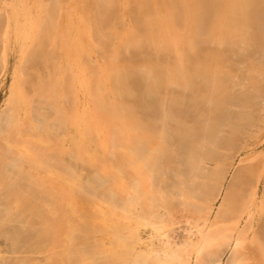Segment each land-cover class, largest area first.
Returning a JSON list of instances; mask_svg holds the SVG:
<instances>
[{"label":"bare ground","instance_id":"bare-ground-1","mask_svg":"<svg viewBox=\"0 0 264 264\" xmlns=\"http://www.w3.org/2000/svg\"><path fill=\"white\" fill-rule=\"evenodd\" d=\"M1 11L0 69L16 60L0 111L12 255L0 264H221L228 248L227 264H264L257 169L238 171L200 225L246 127L264 130L262 113L240 109L215 139L241 77L239 108L264 100V0H11ZM181 147L192 173L172 182ZM209 159L219 165L207 175ZM180 208L197 239L170 235Z\"/></svg>","mask_w":264,"mask_h":264},{"label":"rangeland","instance_id":"rangeland-1","mask_svg":"<svg viewBox=\"0 0 264 264\" xmlns=\"http://www.w3.org/2000/svg\"><path fill=\"white\" fill-rule=\"evenodd\" d=\"M8 2H11V0H0V11H1V8H3L4 7V4L5 3H8ZM1 16H2V18H5L4 17V11L2 12H0V19H1ZM1 30H2V27H0V32H1ZM256 55H258V54H256ZM15 56H16V54L15 53H13V52H11V53H9L8 54V58H7V61H8V65H7V67H5L4 66V68L3 67H1V69H0V111L1 110H3L4 109V106H5V103H6V100H7V98H8V95H9V93H10V84H11V80H12V74H13V69H14V65H15ZM259 56H257V58H258ZM260 57H261V54H260ZM259 59V61H260V58H258ZM258 61V60H257ZM258 61V62H259ZM237 63L238 62H236V65H237ZM241 63V64H240ZM245 64V66H244V64ZM239 62L238 64H240V65H238V67L237 68H239L238 69V71L240 72V71H246V69L248 68V67H246L248 64L247 63H245V62ZM242 64H243V66L244 67H242ZM241 66V67H240ZM243 68V69H242ZM246 68V69H245ZM242 69V70H241ZM237 71V70H236ZM242 71V72H243ZM241 73V75H239L238 74V72H237V75L238 76H245L246 74L248 75L249 73L247 72H245V73ZM236 75V76H237ZM242 78V79H241ZM240 79H241V81H240V79H239V81L240 82H242L241 84H243L242 86H243V89L245 90V87H244V85L246 86V87H249V86H247V84H249V82L247 81V79H245L247 82L245 83L244 82V78L243 77H241ZM239 83V82H238ZM242 86H241V88H242ZM241 88H239V85L237 84V86H236V88H235V91H234V97L236 96V94H237V98L240 96V99H236V97L234 98V100H235V102L236 103H238L237 105H236V103L234 102V104L235 105H233V106H231V107H233V108H231V110H230V108H229V110H228V112H230V113H227V115L228 116H233V118L232 117H230V118H228V116L226 117V118H228V119H230L229 121H225V122H223L222 120H221V125H223V123H224V125H225V123L227 124H229L230 123V121L232 122V123H234V122H237V120H238V115H239V110L240 109H243V110H245V111H243V112H241L240 114H242V113H246L247 114V112L248 113H251V112H249V111H258V112H260V113H258V112H255L254 114H255V116L257 115V114H259V116H260V114L261 115H263L264 116V114H263V112H264V110H263V112H262V108H263V105H264V100H260V99H257L256 101H255V104H256V102L258 101V103L260 104L259 105V107L257 106L258 104H256V106L253 104V103H251L252 105H253V110H246V109H244V107H242L241 106V108H239L240 106H238L239 105V101L240 102H243V99L241 98V95H242V91L240 90ZM239 91V92H238ZM237 92V93H236ZM241 95H240V94ZM35 101H38L37 99H34V103H35ZM263 102V104H261ZM36 104V103H35ZM242 104V103H241ZM240 104V105H241ZM237 106H238V108H237ZM36 107H38V105H36ZM256 107V108H255ZM262 107V108H261ZM256 109H258V110H256ZM264 109V108H263ZM238 110V111H237ZM261 110V111H260ZM231 111H233V113H231ZM234 111H235V113H234ZM237 111V112H236ZM233 114V115H232ZM238 114V115H237ZM252 114H253V112H252ZM251 114V115H252ZM191 115V114H190ZM237 115V116H236ZM235 116V117H234ZM253 116V115H252ZM255 116H253V118H255V119H257V120H254V119H252L253 121H259L258 119H262L263 118V116H260V117H255ZM235 118V119H234ZM227 119V120H228ZM232 119H234V122H233V120ZM226 120V119H225ZM227 124V125H228ZM257 124V123H256ZM224 125L222 126L223 127V129L221 130V131H219L220 129H221V126L220 127H218V128H220L219 130H217L218 132H220V133H218V132H216V133H218V135H217V137H215V139L216 138H218L219 137V140L220 141H222V142H225L226 141V139H228V137H229V135H230V131H229V129L234 125V124H229L231 127H229V126H227V125H225V127H224ZM258 125H259V123H258ZM260 125H262V123L260 124ZM229 127V128H228ZM256 127V125L254 124V126H253V129H248V127H246L247 128V132H245V130H244V133H246V135H244V133H243V135H242V137L244 136V138L242 139V141L241 140H239V141H241V142H237L236 143V145H235V150L233 151V154L232 155H230L228 158H231L232 157V159H231V163L229 162V164L228 165H225V168H226V171H225V175H224V179H223V181H222V185H221V188H220V193H219V196H218V198H217V200L215 201V203H214V207H213V210H212V212H211V218L209 217L207 220H203V221H201L200 222V225L202 226L201 228H203L205 225H208V223L210 222V221H214L215 220V218H216V216H217V214H218V211L220 210V208H221V206H222V203H223V201H224V197L226 196V194H228V191H229V189L232 187V184H233V182H234V179L236 178V175L238 174V171H240L241 169H243V168H249V166L251 167V168H255V169H257V171H258V174H257V172L255 171V179L253 180L256 184H257V189H256V192L258 193V195H259V197H262V195H263V192H264V130H263V132L261 131H259L260 130V127H262V126H260V127H257V129L255 128ZM264 127V126H263ZM249 128H252V127H249ZM244 129V128H243ZM259 129V130H258ZM255 130H256V132H255ZM252 131V134L254 135V137H251L250 135H252V134H250V135H248V132L250 133ZM248 136H250V139L248 138ZM241 137V138H242ZM248 138V139H247ZM247 141H246V140ZM252 139V140H251ZM216 140H218V139H216ZM225 140V141H224ZM249 140H251V141H249ZM174 141H175V143L178 141V137H176V136H174ZM249 141V142H248ZM217 142V141H216ZM188 143V142H187ZM248 143V144H247ZM243 145V146H242ZM187 146V145H186ZM242 146V147H241ZM184 147V146H183ZM182 149V150H181ZM187 147L185 148V149H183L182 147L181 148H179V150H178V153H177V156H176V164H178V167H182L183 168V166H184V168L183 169H181L180 171H177V169L176 170H174V171H176V172H173V171H171V172H168V174H167V176H168V178L173 182L174 180H175V178L177 177L176 176V174L178 175V173L180 174V172H184V175L185 176H190V174L189 173H192V170H191V168H188V167H190V165H189V160H188V158H187V154L189 153L188 151H187ZM221 150V149H220ZM219 150V152H217L216 154L218 155V158L219 157H222L221 159H224L225 158V151L224 152H221ZM224 150V149H223ZM218 151V150H217ZM227 152V151H226ZM232 152V151H231ZM224 154L223 156H221V154ZM228 153V152H227ZM227 153H226V155H227ZM184 156H183V155ZM229 154V153H228ZM179 156V159L177 158ZM186 156V157H185ZM185 157V158H184ZM182 158V159H181ZM186 158H187V160H186ZM214 159V158H213ZM184 160V161H183ZM183 163H184V165H183ZM186 163V164H185ZM188 163V164H187ZM188 165V166H187ZM218 160H212V159H209V160H207L206 162H205V165L203 166V171H204V174H207V175H209V174H212V173H214L217 169H218ZM183 170H185V171H183ZM187 170V171H186ZM190 170V171H189ZM206 171V172H205ZM188 172V174L186 175V173ZM242 173L243 174H245L246 172L245 171H242ZM175 174V175H174ZM183 174V173H182ZM175 176V177H174ZM171 177V178H170ZM172 177H174V178H172ZM173 179V180H172ZM176 181V180H175ZM175 183V182H174ZM238 189H242V188H238ZM241 191H243V189L241 190ZM177 204V203H176ZM178 205H179V203H178ZM182 210H184L183 208H180V211L179 212H177L176 214H175V216L173 217V219H171L170 221L172 222V225H173V227H172V229L170 230V235H172V236H181L182 238H183V236H189V235H191L193 238H195V239H197L198 237H199V234L198 233H196L195 232V228H194V222H196L194 219H193V215L192 214H190V213H187V212H184L190 219H189V222L187 221V219L186 218H183L184 216H185V214L183 213V212H181ZM207 227V226H206ZM205 227V228H206ZM174 231H175V233H174ZM178 234V235H177ZM7 245V243L4 241V240H2V237H0V251L2 252L1 254L3 255V256H5V257H7V258H10V257H12V255L9 253V251H11V249L8 247V246H6ZM8 249H9V251H8ZM233 255V253H232V249H230V248H228L227 249V251H226V254L222 257V263L221 264H227V262L229 261V260H231V257H233L232 256ZM196 262L194 261V262H192L191 264H195Z\"/></svg>","mask_w":264,"mask_h":264}]
</instances>
